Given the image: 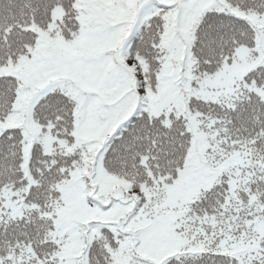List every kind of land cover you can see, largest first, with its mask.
I'll list each match as a JSON object with an SVG mask.
<instances>
[{
	"label": "snow or ice",
	"instance_id": "snow-or-ice-1",
	"mask_svg": "<svg viewBox=\"0 0 264 264\" xmlns=\"http://www.w3.org/2000/svg\"><path fill=\"white\" fill-rule=\"evenodd\" d=\"M0 264H264V0H0Z\"/></svg>",
	"mask_w": 264,
	"mask_h": 264
}]
</instances>
